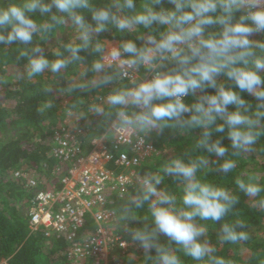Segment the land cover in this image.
<instances>
[{"label":"clouds","instance_id":"clouds-1","mask_svg":"<svg viewBox=\"0 0 264 264\" xmlns=\"http://www.w3.org/2000/svg\"><path fill=\"white\" fill-rule=\"evenodd\" d=\"M66 28L50 58L43 44ZM110 30L128 38L109 45L100 34ZM0 45L27 58L29 79L84 66L65 91H95L81 115L110 120L125 141L164 129L190 138V151L139 177L113 223L145 250L143 264H184L180 253L233 264L214 255L208 226L220 222L221 243L248 240L243 221L227 217L239 193L264 210V179L241 173L234 191L209 174L226 179L264 138V0H0ZM166 178L173 187H161ZM138 219L144 226H130Z\"/></svg>","mask_w":264,"mask_h":264},{"label":"trees","instance_id":"trees-1","mask_svg":"<svg viewBox=\"0 0 264 264\" xmlns=\"http://www.w3.org/2000/svg\"><path fill=\"white\" fill-rule=\"evenodd\" d=\"M71 30L66 28L51 36L47 43L43 44L46 54L52 57V52L60 42L67 41L71 36ZM101 38L112 42H120L128 38L110 30L101 33ZM139 43V41H138ZM91 59V53L85 54ZM14 66L15 70L9 69ZM84 66L70 68L62 76L45 72L39 77L29 79L27 77V58L21 57L14 46L4 49L0 45V126L4 128L3 136L0 134V262L6 260L8 264H40V258L45 254L47 247L50 254H55L65 264L70 263L64 255L66 243L63 240H51L46 238L40 231H32L27 214L29 198L32 190L26 187V181L15 177V172L22 168L40 174V179L49 173L46 172L45 163L49 161V136L67 115L73 105L79 104V110H73L77 119L82 122H91L92 129L90 138L100 136L110 124V120L91 114L81 115L87 108L88 103L97 96L93 92H67L73 79L79 78V72ZM102 95L103 93H99ZM3 96V97H2ZM5 99V101H4ZM51 100L52 107L44 108ZM4 101V102H3ZM12 101V102H11ZM82 102V103H81ZM199 134V130L195 135ZM159 150V154L142 163L141 174L158 169L160 163L167 158L190 151L192 140L181 136L173 129L153 132L146 136ZM223 143L228 144L225 138ZM263 157V159L260 158ZM210 157V163L217 160ZM247 172H255L264 179V138L256 145V150L245 154L238 159L234 173L225 174L213 172L209 179H223L234 191V179L236 175ZM47 181L42 187L51 186ZM174 181L166 178L161 187H173ZM137 188H132L131 193L123 200H118L112 207L119 215L124 205L136 194ZM240 200L229 213L230 221H243V229L249 233V239L237 244L221 243L218 239L220 222L216 225L209 224L207 239L210 246L216 249L214 255L222 256L233 264H262L264 262V233L258 234L259 229H264V210L253 205L252 199L239 193ZM145 210H140V216ZM121 224H123L121 222ZM145 221L138 219L130 222V226H144ZM127 230V229H126ZM129 237H131L127 230ZM203 239V238H202ZM161 243H167V238L162 234ZM175 250V245L172 246ZM244 250L246 251L244 254ZM154 255V250L153 253ZM184 264H194L189 257L180 253ZM145 250L133 251L123 259L122 264H143Z\"/></svg>","mask_w":264,"mask_h":264},{"label":"built area","instance_id":"built-area-1","mask_svg":"<svg viewBox=\"0 0 264 264\" xmlns=\"http://www.w3.org/2000/svg\"><path fill=\"white\" fill-rule=\"evenodd\" d=\"M91 129V122L67 114L48 138L49 179L26 168L14 175L32 190L27 212L32 231L63 240L62 255L70 263L122 264L144 249L123 224L113 223L118 215L112 204L138 187L140 166L159 150L143 136L125 141L111 122L100 136L90 138ZM47 181L52 185L42 187Z\"/></svg>","mask_w":264,"mask_h":264},{"label":"rangeland","instance_id":"rangeland-1","mask_svg":"<svg viewBox=\"0 0 264 264\" xmlns=\"http://www.w3.org/2000/svg\"><path fill=\"white\" fill-rule=\"evenodd\" d=\"M68 31H70V29H68ZM107 42H108V44L109 45H116V44H118V42H112V41H109V40H106ZM114 43V44H113ZM9 69L11 70V69H13V70H15V67L14 66H11V67H9ZM1 97V96H0ZM3 97V96H2ZM4 101H5V99H4ZM3 101V102H4ZM12 102V101H11ZM68 114V113H67ZM92 115V117L94 118V119H97V116L96 115H94V114H91ZM67 116V115H66ZM65 116V117H66ZM3 130H4V128H2L1 126H0V134L3 136ZM260 158L261 159H263V157L262 156H260ZM258 234H263L264 233V229H259L258 231ZM44 252H45V254L40 258V264H65L64 262H63V260H61V258H59V256H57V255H55V254H50V250L46 247L45 249H44ZM144 252V251H143ZM245 250H244V254H245Z\"/></svg>","mask_w":264,"mask_h":264},{"label":"crops","instance_id":"crops-1","mask_svg":"<svg viewBox=\"0 0 264 264\" xmlns=\"http://www.w3.org/2000/svg\"><path fill=\"white\" fill-rule=\"evenodd\" d=\"M114 44V43H113Z\"/></svg>","mask_w":264,"mask_h":264}]
</instances>
